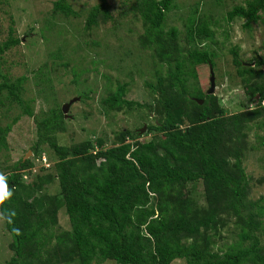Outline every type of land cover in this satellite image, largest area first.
Instances as JSON below:
<instances>
[{
  "label": "trees",
  "instance_id": "obj_1",
  "mask_svg": "<svg viewBox=\"0 0 264 264\" xmlns=\"http://www.w3.org/2000/svg\"><path fill=\"white\" fill-rule=\"evenodd\" d=\"M175 1L135 0L130 8L144 27L139 44L151 51L154 70L145 82L151 100L129 99L128 83L120 82L103 100L107 112L139 109L154 115L147 140L122 129L110 147L102 138L84 145L59 144L55 134L66 130L63 108L56 105L43 117L36 116L35 99L26 95L29 76L12 77L4 68V54L21 44L22 37L11 26L9 37L0 42V110L16 106L22 115L35 116L34 156L48 143L59 157L56 172L37 175L32 188L22 184V171L35 169L31 158L7 167L3 177L11 195L0 202V212L13 236L14 253L2 264H172L178 259L186 264H264V195L250 196L243 164L249 132L264 130V58L246 64L238 46L231 48L249 100L242 110L231 111L217 93L204 89L198 68L217 66V51L209 44L216 30L209 20L196 23L190 14L182 37L180 29L167 22ZM263 11L264 0H246L227 10L226 18L246 19L244 25L251 28L253 21L264 18ZM53 13L77 15L69 0H56ZM109 20L113 16L102 0L89 10L85 28ZM41 81L49 85L52 79ZM20 118L19 113L0 124V152L9 149L8 134ZM255 136L257 147L264 148V133ZM56 178L59 193L35 195ZM200 185L204 204L194 197ZM62 206L71 228L54 232ZM229 227L234 239L221 252L222 247H215Z\"/></svg>",
  "mask_w": 264,
  "mask_h": 264
},
{
  "label": "rangeland",
  "instance_id": "obj_2",
  "mask_svg": "<svg viewBox=\"0 0 264 264\" xmlns=\"http://www.w3.org/2000/svg\"><path fill=\"white\" fill-rule=\"evenodd\" d=\"M55 1L0 2V42L9 37L11 26L14 27L15 34L23 39L21 44L4 54V68H7L12 77L22 74L29 76L26 95L35 99L32 106L36 116L43 117L50 107L59 105L63 108L64 104H69L64 120L66 130L55 134L58 143L65 146L84 145L88 140L102 138L106 142L105 147H110L116 133L122 129L134 131L137 133L136 138L141 140L149 139L146 131L148 124L156 122L154 115L148 116L146 110L139 109L107 112L109 109L103 102L109 94V88L115 90L119 82L128 83L129 99L148 102L152 98L145 82L152 79L154 67L149 57L150 49H144L139 44V36L144 32V27L135 14L130 12L135 0H107L113 20L90 30L85 28V19L89 10L102 0H69L77 15L68 16L53 13ZM245 3L246 0H176L167 16L168 24L177 26L182 37L190 14L196 17V23L205 19L211 22L216 35L209 44L218 54L217 66L213 68L216 76L214 92L220 96L223 105L234 112L242 110L243 106L249 104V100L233 63L231 48L238 46L239 57L251 65H254V61H251L255 58H264V18L253 21L251 28L244 25L246 19L229 21L226 18L227 10L236 4ZM262 14L264 17V11ZM182 42L185 44L186 40L182 38ZM58 51L62 57L57 55ZM198 68L201 84L208 91L212 75L210 64H203ZM107 75L111 77L110 80ZM47 76L52 79L49 85L41 81ZM21 112V108L16 106L9 111L0 110L1 125L21 114L20 120L8 134L9 149L0 152V175L4 176L9 172L8 166L27 156L34 161L35 169L33 173L22 171V184L32 188V184L37 182V175L56 172L55 165L59 157L48 143L41 146L39 155L30 153L38 141L36 118L22 115ZM256 132L262 134L264 130L254 129L249 132L250 147L243 160L253 199L264 195V179L260 181L264 178V148L257 147ZM41 167L47 169L42 170ZM59 191L56 178L53 183L43 187L42 191H35V195H54ZM197 192L194 197L198 199V203L204 204L202 185L197 187ZM57 214L59 222L53 231L70 229L65 206ZM223 236L224 239H218L215 247L217 250L222 247L221 252L226 250V245L232 243L233 228H227ZM12 241L13 236L6 228L0 212V264L13 255L10 248ZM52 244H55V238ZM93 264L117 263L105 261ZM172 264H186V261L178 259Z\"/></svg>",
  "mask_w": 264,
  "mask_h": 264
},
{
  "label": "clouds",
  "instance_id": "obj_3",
  "mask_svg": "<svg viewBox=\"0 0 264 264\" xmlns=\"http://www.w3.org/2000/svg\"><path fill=\"white\" fill-rule=\"evenodd\" d=\"M246 64H248V63H246ZM210 67H211V69H213L212 65H210ZM214 74H215V72H214ZM210 83H211V80H210ZM10 195H11V193L7 189L5 178L2 175H0V202H2L6 197H8Z\"/></svg>",
  "mask_w": 264,
  "mask_h": 264
},
{
  "label": "water",
  "instance_id": "obj_4",
  "mask_svg": "<svg viewBox=\"0 0 264 264\" xmlns=\"http://www.w3.org/2000/svg\"><path fill=\"white\" fill-rule=\"evenodd\" d=\"M211 78H210V80H211V86H210V88H209V93H213L214 92V90H215V87H216V81H215V74H214V70L213 69H211ZM200 102H203L202 100H200ZM68 107H69V104H64L63 105V111H64V113L66 112V110L68 109ZM67 114H65V116H66ZM30 153L32 154V151H30ZM26 159H28V157L26 156V157H24V160H26Z\"/></svg>",
  "mask_w": 264,
  "mask_h": 264
}]
</instances>
